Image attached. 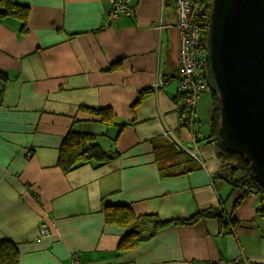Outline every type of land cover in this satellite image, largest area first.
<instances>
[{"label": "crops", "instance_id": "obj_1", "mask_svg": "<svg viewBox=\"0 0 264 264\" xmlns=\"http://www.w3.org/2000/svg\"><path fill=\"white\" fill-rule=\"evenodd\" d=\"M15 1L29 15L25 31L19 18L0 17V240L18 245L20 264L263 263L264 193L222 178L204 139L210 123L198 118L202 96L192 127L181 123L174 0H132L135 11L118 17L112 0ZM72 130L95 135L112 159L64 171ZM165 140L197 169L159 148L170 156L161 165H174L163 173L154 147ZM123 206L162 221L215 212L121 248L131 228L106 212Z\"/></svg>", "mask_w": 264, "mask_h": 264}, {"label": "water", "instance_id": "obj_2", "mask_svg": "<svg viewBox=\"0 0 264 264\" xmlns=\"http://www.w3.org/2000/svg\"><path fill=\"white\" fill-rule=\"evenodd\" d=\"M205 79L219 96V135L264 186V0H213Z\"/></svg>", "mask_w": 264, "mask_h": 264}, {"label": "trees", "instance_id": "obj_3", "mask_svg": "<svg viewBox=\"0 0 264 264\" xmlns=\"http://www.w3.org/2000/svg\"><path fill=\"white\" fill-rule=\"evenodd\" d=\"M193 1L203 5L202 20L204 21V25L202 40L204 47L207 49L208 23L213 0ZM8 15L17 17L22 21V31L27 29V19L29 15L28 6L20 5L16 3L15 0H0V17H5ZM2 78L3 76L0 75V83H2ZM209 93L212 97L209 128L210 131L204 139L216 146L217 154L221 161L220 174L222 178L228 181L234 188L241 187L245 188L246 191L251 189L260 193H264V186L258 183L255 179L250 167V163L246 160L245 156L239 152H232L228 150L223 144L219 135V128L221 124L219 96L217 93L212 92L211 90H209ZM192 131L196 137V141H201L202 138H199L200 136L199 132H197V129L193 127ZM94 137L95 135L91 133L77 132L73 130L70 131L69 134L64 138L60 148L59 166L67 172L81 165L94 161H96L97 164H103V162L111 160L112 156L105 152L99 144L92 141ZM168 138L170 139H168L170 142L174 141L172 138ZM169 141L165 140L164 144L154 147L156 158L160 162V165L164 159L170 158V156H163V152H157L159 148H165L166 151L168 150L169 153H172L171 155L180 156L182 162H186V166H188V168L185 171L188 172L197 169L198 166L193 156L188 151V154L178 152ZM170 165L174 166L173 164ZM170 165H161L160 168L162 172L166 174L168 172V174H170L169 170L172 171V167H170ZM165 169L167 170L166 172ZM241 198L242 197L238 199L237 203ZM214 212L215 211L212 212L211 210H202L188 219L162 221L154 214H147L137 217L129 206H123L112 208L107 211L106 221L108 223H117L121 226H127L131 228L130 232L122 240L120 247L132 248L143 241L149 240L155 234H157L158 231L170 224H191L200 218L214 215ZM215 216H218L222 222L225 221L222 214L215 213ZM150 225H152V227ZM0 264H20V250L18 245L12 240H0Z\"/></svg>", "mask_w": 264, "mask_h": 264}, {"label": "built area", "instance_id": "obj_4", "mask_svg": "<svg viewBox=\"0 0 264 264\" xmlns=\"http://www.w3.org/2000/svg\"><path fill=\"white\" fill-rule=\"evenodd\" d=\"M174 7L176 26L180 38L177 77L179 92L183 97L179 112L182 125L192 127L198 99L201 94L210 90L205 79L207 49L204 47L202 40L203 5L193 0H174ZM134 11L132 0H112L111 16L118 17L120 13H132ZM168 82L169 80H162L161 83L156 84V87L165 86ZM166 135L171 138L172 134L167 131ZM192 153L195 155V152ZM48 233L49 228L46 223H41L40 234L47 235ZM247 264L250 263L247 262ZM258 264H264V262Z\"/></svg>", "mask_w": 264, "mask_h": 264}, {"label": "rangeland", "instance_id": "obj_5", "mask_svg": "<svg viewBox=\"0 0 264 264\" xmlns=\"http://www.w3.org/2000/svg\"><path fill=\"white\" fill-rule=\"evenodd\" d=\"M202 101L199 103L198 118L202 125H209L211 116V103L209 94H202ZM206 100V101H205ZM203 132V130H201Z\"/></svg>", "mask_w": 264, "mask_h": 264}]
</instances>
